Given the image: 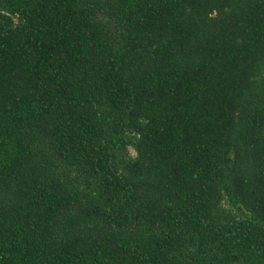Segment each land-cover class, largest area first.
I'll return each instance as SVG.
<instances>
[{
	"label": "trees",
	"instance_id": "trees-1",
	"mask_svg": "<svg viewBox=\"0 0 264 264\" xmlns=\"http://www.w3.org/2000/svg\"><path fill=\"white\" fill-rule=\"evenodd\" d=\"M0 264H264V0H0Z\"/></svg>",
	"mask_w": 264,
	"mask_h": 264
},
{
	"label": "rangeland",
	"instance_id": "rangeland-1",
	"mask_svg": "<svg viewBox=\"0 0 264 264\" xmlns=\"http://www.w3.org/2000/svg\"><path fill=\"white\" fill-rule=\"evenodd\" d=\"M132 151V153H133V150H131Z\"/></svg>",
	"mask_w": 264,
	"mask_h": 264
}]
</instances>
